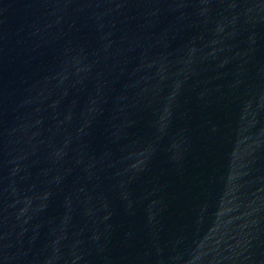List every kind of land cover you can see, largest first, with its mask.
<instances>
[{
    "label": "water",
    "instance_id": "1",
    "mask_svg": "<svg viewBox=\"0 0 264 264\" xmlns=\"http://www.w3.org/2000/svg\"><path fill=\"white\" fill-rule=\"evenodd\" d=\"M0 264H264V0H0Z\"/></svg>",
    "mask_w": 264,
    "mask_h": 264
}]
</instances>
